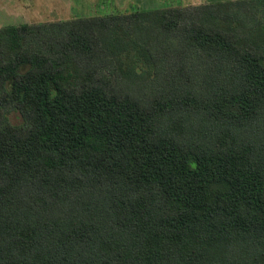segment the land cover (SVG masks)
Wrapping results in <instances>:
<instances>
[{"label": "trees", "instance_id": "trees-1", "mask_svg": "<svg viewBox=\"0 0 264 264\" xmlns=\"http://www.w3.org/2000/svg\"><path fill=\"white\" fill-rule=\"evenodd\" d=\"M0 264H264V0L0 27Z\"/></svg>", "mask_w": 264, "mask_h": 264}, {"label": "rangeland", "instance_id": "rangeland-1", "mask_svg": "<svg viewBox=\"0 0 264 264\" xmlns=\"http://www.w3.org/2000/svg\"><path fill=\"white\" fill-rule=\"evenodd\" d=\"M215 1L224 0H0V27ZM8 119L12 124L22 121L17 111Z\"/></svg>", "mask_w": 264, "mask_h": 264}]
</instances>
